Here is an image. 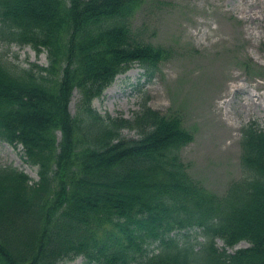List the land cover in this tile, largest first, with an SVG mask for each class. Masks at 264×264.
<instances>
[{"label":"trees","instance_id":"trees-1","mask_svg":"<svg viewBox=\"0 0 264 264\" xmlns=\"http://www.w3.org/2000/svg\"><path fill=\"white\" fill-rule=\"evenodd\" d=\"M143 2L0 0V44L48 59L23 67L0 50V142L20 146L38 174L0 165V264H264V131L242 128L243 176L217 196L180 157L193 140L182 113L92 107L117 75L138 65L153 77L170 56L133 29Z\"/></svg>","mask_w":264,"mask_h":264},{"label":"rangeland","instance_id":"rangeland-1","mask_svg":"<svg viewBox=\"0 0 264 264\" xmlns=\"http://www.w3.org/2000/svg\"><path fill=\"white\" fill-rule=\"evenodd\" d=\"M131 23L145 40L167 48L170 56L153 77L137 66L118 75L93 101V108L100 115L132 118L146 102L161 113H182L184 126L194 134L180 152L187 173L206 190L223 196L243 176L242 128L254 124L264 131V0H145ZM0 50L16 65H48L45 54L28 46L0 44ZM249 63L254 73L245 69ZM233 82L243 88H229ZM78 99L73 91L68 105L72 116ZM225 110L232 126L223 121ZM225 128L228 134L222 136ZM123 136L137 134L124 131ZM0 165L14 167L32 182L38 180L37 168L25 163L20 147L0 142ZM216 245L221 249L223 243L217 240ZM246 247L248 243L241 242L229 252ZM149 250L155 251L156 244ZM64 264L87 263L79 257Z\"/></svg>","mask_w":264,"mask_h":264},{"label":"bare ground","instance_id":"bare-ground-1","mask_svg":"<svg viewBox=\"0 0 264 264\" xmlns=\"http://www.w3.org/2000/svg\"><path fill=\"white\" fill-rule=\"evenodd\" d=\"M239 84L236 85V83H234V84L231 83L229 85V88H233L236 91L241 90L243 87H242V85H239ZM223 115H224L223 121H225L228 126H232L233 125V122H232L231 117L229 116L227 110H225V112L223 113ZM227 134H228V130H226V128H225V131L223 130V132L221 133V135L222 136H225Z\"/></svg>","mask_w":264,"mask_h":264}]
</instances>
